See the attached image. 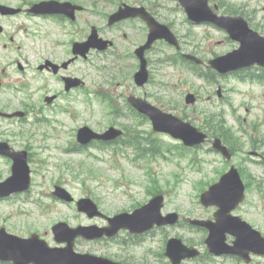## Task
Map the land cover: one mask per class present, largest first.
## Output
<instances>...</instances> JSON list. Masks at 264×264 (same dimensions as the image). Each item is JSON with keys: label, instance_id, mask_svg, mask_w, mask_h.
<instances>
[{"label": "rangeland", "instance_id": "obj_1", "mask_svg": "<svg viewBox=\"0 0 264 264\" xmlns=\"http://www.w3.org/2000/svg\"><path fill=\"white\" fill-rule=\"evenodd\" d=\"M227 1L236 4L239 12L249 14L251 19L254 18V26L259 25L264 32V0ZM152 3L154 9L156 8L161 13L160 20L164 23H171L178 35L189 37L188 39L193 43L187 49L199 51L201 58L209 60L217 55L226 54L232 51L236 45L228 41L224 32L209 27H193L187 21L177 0H152ZM96 4L97 11L111 10L105 7L104 0H96ZM96 22L100 25L103 24L97 16ZM137 40L140 41V38ZM118 50H123V47L120 45ZM174 54L175 50L164 42L155 44L152 52L148 54L151 82L143 90L138 89L133 81L138 61L131 58L127 59L123 66L119 65V68L122 67L123 77H121L118 68H114L113 57L109 56L106 63V66L109 67V76L114 74L116 79L112 78L114 82L109 83L110 79L107 80L106 76L100 74L96 69V88L101 91L115 92V96L121 92L126 96L130 94L144 96L146 94L149 102L158 108L180 118L186 116L187 121L199 129L202 126L206 128L204 122L206 114L214 113L220 116L224 113L223 118L226 123L245 142L244 151H249L251 149L249 142L251 123L264 117V97L260 91L256 88L254 91L250 83H239L232 79L221 80L219 83L226 88V94L221 99L216 94L217 85L211 87L192 77L183 67L164 63ZM96 63L104 65L98 56H96ZM254 92L259 95L255 99L252 97ZM188 93L200 96V101L195 107L185 105L184 100ZM210 95L212 99L209 101ZM159 98L170 100L171 108ZM76 106L78 108L77 120L70 119L65 114L57 115L49 110L46 111L45 114L66 121V128L55 129L61 133L51 129L55 126L59 127L57 124L35 125L30 129L32 134L36 133L31 140H15L16 149H25L28 146L31 148L29 163L32 171V188L27 195H18L12 200L0 201V227L3 226L9 233L20 237H29L33 233H38L50 246H61L54 241L51 231L54 224L66 222L71 227L79 225L104 226L105 221L91 220L80 214L75 204L69 205L54 200L52 196L54 185L62 184L76 200L83 197L93 199L106 216H114L123 212H132L139 205L148 202L146 188L150 185L147 175L149 169L155 179L160 181L164 192H168L169 195L163 213L177 211L183 216L203 215L202 207L197 204L199 208L196 209L194 203L197 201L195 185L202 180L213 183L216 179L218 180L217 171L227 167L221 156L208 152L211 149L210 144L198 149L197 152H186L184 157H180L175 148L180 143L167 135L158 134V136H154V139L158 140H142L143 151L148 153L145 158L139 157L140 152L134 148L124 150L116 157H111L112 151L110 150L100 151L93 148L87 152L89 154L76 153L72 147L76 144L72 129L88 125L93 130L101 132L115 123L107 114L108 109L97 101L93 111L87 110L81 98L80 103ZM253 107L254 111L249 116L248 109ZM237 117L240 118L241 124L237 121ZM241 125L245 133L241 132ZM259 127L263 138L264 122L259 123ZM140 130L148 139L149 133L152 132L150 122L141 125ZM45 131L46 133H43ZM161 150L165 153L164 156L153 157L151 155H159ZM240 159V155L236 156L233 163L236 166L243 165L244 163ZM246 166L250 173L252 170L255 176L264 178L260 168L249 163ZM9 174L10 166L0 160V181L1 175L2 178H6ZM155 232L153 236L146 238L142 245L133 244L135 241L130 239L126 232H122L124 234H121L122 236L115 241L111 240L112 242L90 243L79 240L75 249L81 253L106 256L116 261H128L131 264H167L164 258L158 262L155 258L147 259L142 255L151 251L160 255L164 251L167 239L176 235L184 237L187 241L199 239L190 230L178 228ZM124 240L129 244L126 247H122L121 244Z\"/></svg>", "mask_w": 264, "mask_h": 264}, {"label": "flooded vegetation", "instance_id": "obj_2", "mask_svg": "<svg viewBox=\"0 0 264 264\" xmlns=\"http://www.w3.org/2000/svg\"><path fill=\"white\" fill-rule=\"evenodd\" d=\"M45 1L52 0H0V5L19 10L17 14L0 12V140H16V126L26 125L32 114L35 115L34 111H38L42 119L47 110L70 115L79 104L81 95L89 98L95 93L96 51L91 50L87 58L79 57L73 51L76 43L87 41L95 27V13L90 12L82 0H54L70 3L74 11L72 8L58 14L31 11L34 5ZM128 4L141 7L143 0H128ZM81 5L84 7L80 11ZM134 24L143 25V22L140 19L127 20L113 27L107 26V31L114 33L120 31L119 27H128L132 32ZM123 38L128 39L129 36L123 34ZM99 56L104 59L105 55ZM79 80L83 81L82 85ZM48 97L55 98L52 104H47ZM87 101L90 102L89 99ZM19 111L27 113L26 120L10 117ZM255 146H261L254 153L260 157L258 160L263 161L264 140H255ZM253 187L248 180L246 201L234 211V215L241 217L264 237V188L255 186L252 190ZM252 194L255 195L254 200ZM197 218L213 220L208 215ZM188 225L182 222L170 228L185 229ZM194 229L203 240L190 246L196 247L200 253L181 264H249L247 260L250 264H264V256L249 250L244 251L246 257L242 258L236 255L215 256L205 245L207 231L201 227ZM235 240L231 233L225 234L228 246H232ZM142 256L161 262L160 255L153 251Z\"/></svg>", "mask_w": 264, "mask_h": 264}, {"label": "water", "instance_id": "obj_3", "mask_svg": "<svg viewBox=\"0 0 264 264\" xmlns=\"http://www.w3.org/2000/svg\"><path fill=\"white\" fill-rule=\"evenodd\" d=\"M189 15V18L196 23H202L205 21H214L219 23L214 15L210 13L207 8V0H180ZM222 23V22H221ZM220 24V23H219ZM240 25L246 30L247 26L244 23ZM231 34L235 31V26L223 24ZM240 30V27L236 28ZM232 31V32H231ZM250 36H239L235 38L242 42V47L239 51H236L232 56H226L219 58L216 61L211 62L213 68L221 73H226L230 70V57H232L234 63L236 59L242 60L243 64H236L237 67L252 65L256 61L262 62L264 65V40L254 35L249 30ZM167 39L169 42L176 44V40L166 27L160 26L157 23H153L151 26L150 41L147 46L143 47L138 55L141 58L142 66L140 72L135 76L136 82L139 86H144L149 80V73L147 71V62L144 59V52L151 47L153 42L157 39ZM105 49V48H101ZM129 101L134 107H136L141 113L150 117L154 130L156 132L170 133L173 137L184 140L186 145L195 146L202 144L206 136L200 133L197 129L193 128L189 124H184L171 115H166L160 110L148 104L142 99L130 98ZM187 103H194L193 97L187 98ZM90 132L87 129L80 131V141L87 143L92 138L97 136H90ZM121 135L114 129H111L104 138L114 139ZM214 147L221 150L225 155L227 150L222 147L221 142L216 140ZM16 165L14 168V177L8 181L7 185H12L11 191L1 194V196L10 195L13 192L25 191L29 187V170L26 162V154H19L14 157ZM243 185L241 183L238 172L235 169L223 177L222 182L210 189L206 193L202 201L205 205H218L221 211H230L238 202L241 201L243 195ZM62 199L71 201V198L65 193V191L59 190L56 193ZM163 207V197H157L152 200L147 206L140 210H137L134 214H123L114 219H109L110 227L106 229L83 228L81 230H70L64 224L58 225L54 231L56 238L59 242H68L69 247L65 250H51L47 245L38 240L35 236L30 240H21L19 238L9 236L4 229L0 230V260L13 261L14 264H115L109 260L94 257L91 255H76L73 253V245L75 238L81 234L88 239L100 238L103 235L108 237L116 236L121 229H127L133 234H141L149 231L155 224L158 226L174 224L177 215H169L167 218L161 216V209ZM81 211L85 212L89 216H98L99 212L97 207L90 200H82L79 203ZM222 213V212H221ZM223 214L220 215L219 221L221 223L226 222V219H222ZM205 225L203 223H199ZM76 232H78L76 234ZM211 251L216 254H222L231 252L226 249L224 245L218 243L216 237V231L214 228L211 230V236L208 240ZM186 249L183 247L181 241L170 240L167 247V256L180 260L183 258L181 250Z\"/></svg>", "mask_w": 264, "mask_h": 264}, {"label": "trees", "instance_id": "obj_4", "mask_svg": "<svg viewBox=\"0 0 264 264\" xmlns=\"http://www.w3.org/2000/svg\"><path fill=\"white\" fill-rule=\"evenodd\" d=\"M213 129H214V131H215V134H216L217 132H218V133H223V132H224L223 126L220 127L219 129H216V126H215V127L213 126ZM216 130H217V131H216ZM221 136H223L224 139L229 140L224 134H223V135L221 134Z\"/></svg>", "mask_w": 264, "mask_h": 264}]
</instances>
